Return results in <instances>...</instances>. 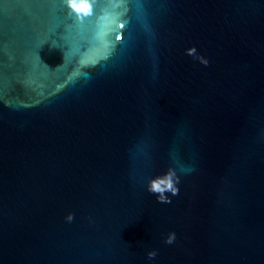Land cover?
Segmentation results:
<instances>
[{
  "label": "water",
  "instance_id": "obj_1",
  "mask_svg": "<svg viewBox=\"0 0 264 264\" xmlns=\"http://www.w3.org/2000/svg\"><path fill=\"white\" fill-rule=\"evenodd\" d=\"M94 9L0 0V264H264V0Z\"/></svg>",
  "mask_w": 264,
  "mask_h": 264
},
{
  "label": "clouds",
  "instance_id": "obj_2",
  "mask_svg": "<svg viewBox=\"0 0 264 264\" xmlns=\"http://www.w3.org/2000/svg\"><path fill=\"white\" fill-rule=\"evenodd\" d=\"M63 6L66 9V14L69 18L74 17V22L78 25H82L85 20L89 17L95 15L94 0H62ZM115 27L118 29H123L124 24L119 20L114 21ZM122 36L118 34L116 40L119 41ZM187 55L194 56L199 60L201 64L207 65L208 61L203 58L196 56L195 47H191L185 50ZM180 182V177L177 175L176 170L173 167H169L161 175H156L154 178H150L146 184V191L150 194L155 195L157 203L170 204L172 196H176L179 193V188L177 185ZM168 193L170 195H165ZM73 215L69 213L65 220L71 222L73 220ZM176 239L174 232H169L164 240L165 244H172ZM149 259H153L157 253L155 251H148L146 253Z\"/></svg>",
  "mask_w": 264,
  "mask_h": 264
}]
</instances>
